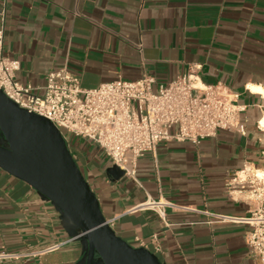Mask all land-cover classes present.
Listing matches in <instances>:
<instances>
[{
    "label": "crops",
    "instance_id": "obj_1",
    "mask_svg": "<svg viewBox=\"0 0 264 264\" xmlns=\"http://www.w3.org/2000/svg\"><path fill=\"white\" fill-rule=\"evenodd\" d=\"M0 27L4 53L20 62L17 81L37 94L63 67L86 89L143 73L166 83L198 67L206 84L239 94L246 134L163 142L139 160L138 181H111L95 143L76 138L71 151L116 233L162 264H260L239 220L254 205L236 175L246 165L264 173V0H0ZM148 199L176 206L162 218L142 207ZM74 230L52 201L0 167V252L15 254L0 264H85L82 240L46 250Z\"/></svg>",
    "mask_w": 264,
    "mask_h": 264
},
{
    "label": "built area",
    "instance_id": "obj_2",
    "mask_svg": "<svg viewBox=\"0 0 264 264\" xmlns=\"http://www.w3.org/2000/svg\"><path fill=\"white\" fill-rule=\"evenodd\" d=\"M4 39V27H0V89L21 107L51 120L69 147L76 138L97 144L111 164L135 181L139 160L163 142L199 143L215 137L221 129L246 134L240 107L235 104L239 94L221 83L206 84L198 67L188 68L166 83H158L154 75L143 73L135 80L119 77L90 89L83 88L79 76L63 67L48 74L43 93L37 94L33 85L17 81L20 62L4 53ZM256 171L246 165L236 175L238 191L254 205L251 215L239 220L250 226L245 241L264 264V177ZM167 205L176 206L170 201L148 199L142 207L163 218ZM217 216L221 221L238 220ZM71 241L72 238L60 241L46 250H58ZM14 256L1 251L0 261Z\"/></svg>",
    "mask_w": 264,
    "mask_h": 264
},
{
    "label": "water",
    "instance_id": "obj_3",
    "mask_svg": "<svg viewBox=\"0 0 264 264\" xmlns=\"http://www.w3.org/2000/svg\"><path fill=\"white\" fill-rule=\"evenodd\" d=\"M0 167L30 184L68 217L75 228L70 238L87 246L85 264H162L150 249L133 246L116 233L61 130L2 89ZM106 172L111 181L125 176L116 164Z\"/></svg>",
    "mask_w": 264,
    "mask_h": 264
},
{
    "label": "rangeland",
    "instance_id": "obj_4",
    "mask_svg": "<svg viewBox=\"0 0 264 264\" xmlns=\"http://www.w3.org/2000/svg\"><path fill=\"white\" fill-rule=\"evenodd\" d=\"M76 141L73 140L71 145H70V149L73 151L74 147H75Z\"/></svg>",
    "mask_w": 264,
    "mask_h": 264
},
{
    "label": "bare ground",
    "instance_id": "obj_5",
    "mask_svg": "<svg viewBox=\"0 0 264 264\" xmlns=\"http://www.w3.org/2000/svg\"><path fill=\"white\" fill-rule=\"evenodd\" d=\"M261 91H263L262 89H260ZM264 92V91H263ZM256 173H258V176H260V177H264V173L263 172H256Z\"/></svg>",
    "mask_w": 264,
    "mask_h": 264
},
{
    "label": "flooded vegetation",
    "instance_id": "obj_6",
    "mask_svg": "<svg viewBox=\"0 0 264 264\" xmlns=\"http://www.w3.org/2000/svg\"><path fill=\"white\" fill-rule=\"evenodd\" d=\"M100 264V263H99Z\"/></svg>",
    "mask_w": 264,
    "mask_h": 264
}]
</instances>
